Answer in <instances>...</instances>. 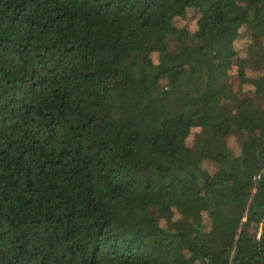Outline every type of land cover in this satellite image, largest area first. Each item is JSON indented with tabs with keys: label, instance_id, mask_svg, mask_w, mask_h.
Wrapping results in <instances>:
<instances>
[{
	"label": "trees",
	"instance_id": "1",
	"mask_svg": "<svg viewBox=\"0 0 264 264\" xmlns=\"http://www.w3.org/2000/svg\"><path fill=\"white\" fill-rule=\"evenodd\" d=\"M0 264H264V0H0Z\"/></svg>",
	"mask_w": 264,
	"mask_h": 264
},
{
	"label": "rangeland",
	"instance_id": "2",
	"mask_svg": "<svg viewBox=\"0 0 264 264\" xmlns=\"http://www.w3.org/2000/svg\"><path fill=\"white\" fill-rule=\"evenodd\" d=\"M197 19H198V13L196 11H191L188 15V27H190L191 30H195L196 29V25H197ZM246 40L243 32H241L239 38L236 40L235 44H236V47H240L241 44ZM155 59H156V56H155ZM234 74L238 73V68L237 66L234 68V71H233ZM196 131L193 132V134L190 136V140L194 137V134H195ZM151 212L153 215L155 216H160V208L159 206L157 205H153L151 207Z\"/></svg>",
	"mask_w": 264,
	"mask_h": 264
}]
</instances>
